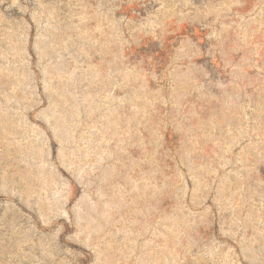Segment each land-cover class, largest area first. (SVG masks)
<instances>
[{
  "label": "rangeland",
  "instance_id": "374dc122",
  "mask_svg": "<svg viewBox=\"0 0 264 264\" xmlns=\"http://www.w3.org/2000/svg\"><path fill=\"white\" fill-rule=\"evenodd\" d=\"M0 264H264V0H0Z\"/></svg>",
  "mask_w": 264,
  "mask_h": 264
}]
</instances>
